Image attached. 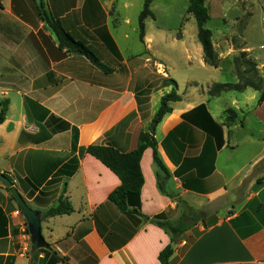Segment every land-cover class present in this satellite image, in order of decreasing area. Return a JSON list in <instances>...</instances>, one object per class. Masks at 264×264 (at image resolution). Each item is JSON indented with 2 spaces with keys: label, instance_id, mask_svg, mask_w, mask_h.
I'll return each mask as SVG.
<instances>
[{
  "label": "crops",
  "instance_id": "0c3cea01",
  "mask_svg": "<svg viewBox=\"0 0 264 264\" xmlns=\"http://www.w3.org/2000/svg\"><path fill=\"white\" fill-rule=\"evenodd\" d=\"M131 7L130 0H0V109L8 101L0 125V173L41 213L49 251L67 264H162L159 256L172 240L150 220L167 213L176 223L190 210L203 219L173 244L170 264H264V169L257 171L264 162L261 92L247 88L211 97L213 81L204 88L195 74L223 72L229 62L232 82L218 83L237 84L231 61L242 52L256 63L258 57L250 56L253 48L239 29L221 31L213 34L220 65L211 67L198 30L163 26L151 9L141 39L142 10L132 13ZM45 17L59 20L112 72L61 48ZM175 88L181 101L151 130L161 99ZM228 109L237 112L231 124ZM248 117L257 121L263 146L246 161L237 156L242 145L250 152L258 142L247 129ZM143 132L157 141L169 173L166 190L174 196L159 191V168L147 149L139 208L147 219L122 213L109 201L121 181L85 153L90 145L130 153ZM62 196L74 211L49 217ZM18 212L0 183V264L39 263L45 254L35 257Z\"/></svg>",
  "mask_w": 264,
  "mask_h": 264
},
{
  "label": "trees",
  "instance_id": "16d2710c",
  "mask_svg": "<svg viewBox=\"0 0 264 264\" xmlns=\"http://www.w3.org/2000/svg\"><path fill=\"white\" fill-rule=\"evenodd\" d=\"M188 1L190 3L188 7V14L193 15L197 22L198 39L203 48L205 63L211 67L218 68L220 65V58L213 45V33L211 30L205 28V25L210 20L205 0ZM153 2L154 0H145L144 8L139 16L141 39H144L145 36V21L149 17H153V13L151 11V5ZM44 19L57 35L61 48H66L72 53L86 57L93 65L105 73L112 72V69L103 64L94 52L84 43L75 40L64 29L59 20H53L48 17H45ZM234 65L239 82L237 84H213L209 91L210 96L216 97L228 91L242 92L247 88H252L261 92L259 104H262L264 102V78L259 73L257 63L249 58L246 52H242L240 56L234 58ZM171 83H173L174 87L177 86L175 81L171 80ZM179 101H181V96L177 94L176 88L171 93L163 96L159 110L153 119L151 130H155L164 117L173 111L171 105ZM7 111L8 101H3L0 109V125L5 121ZM225 113L227 115V123L231 124L236 121L237 112L235 110L228 109ZM218 128L221 129L219 126ZM149 148L153 150L154 161L159 168V191L163 195L174 198V196L169 194L166 190L169 173L160 159L157 149V141L150 132H143L140 135L137 149L130 153H123L115 147L104 145H90L85 149L86 154H89L99 160L120 179L121 185L110 194L109 201L112 202L122 213L137 214L146 218L139 210L141 191L145 183L141 170V160L144 152ZM7 177L10 179L9 176ZM6 189L10 191L8 188ZM12 199L15 200L13 196ZM19 211L22 214L20 208ZM73 211L74 209L69 199L62 196L58 200L57 204L48 210L47 215L49 217L69 215ZM201 219L203 218L199 212L190 210L189 212H184L181 219L176 223L168 219L167 213L159 214L150 220L152 224L158 226L169 234L172 240L171 245L164 249L159 256V260L162 264H170V259L174 252L173 244L176 243L182 235H184L196 224V222ZM50 247L51 246L47 244L45 248L38 249V251H45L46 256H50L51 254V258L49 260L50 264H67V259L58 256L56 252L49 251L51 250Z\"/></svg>",
  "mask_w": 264,
  "mask_h": 264
},
{
  "label": "rangeland",
  "instance_id": "374dc122",
  "mask_svg": "<svg viewBox=\"0 0 264 264\" xmlns=\"http://www.w3.org/2000/svg\"><path fill=\"white\" fill-rule=\"evenodd\" d=\"M245 2H239V0H205L206 7L209 11L210 20L205 25L206 29H209L216 37L218 32H225L226 34L232 33L234 29H239L240 33L244 35L245 41L249 48H253V52L250 54L251 57H258V67L259 73L264 78V0L260 2H254V0H241ZM133 4V7L129 8L128 11L134 13L136 11H141L144 8L145 0H130ZM188 0H154V3L151 6L156 13L160 15V22L163 26L166 27H177L180 29L182 25H187L189 30L197 31L198 26L193 15L188 14L189 7ZM247 12L251 13L250 16H247ZM169 16L171 20H169ZM189 18V20H187ZM241 21V22H239ZM241 23V24H240ZM249 55V54H248ZM240 56V54L238 55ZM231 64L234 66V59L231 61ZM263 65V66H262ZM224 71H214L210 69L208 72L203 70L195 69V74L200 75L203 79V87L206 88V85L213 81L218 83L220 81H227L231 83V73L229 62L223 66ZM233 78V77H232ZM264 91V88H263ZM250 93L254 91L250 90ZM225 94H238L237 91H228ZM260 94H258L259 97ZM259 99V98H258ZM247 129L250 132L254 133L258 138V142L254 144L251 148V153L248 152L246 145H242L241 150L237 153V156H241L246 159L251 158L260 153L262 150V135L260 133V127L257 125V121L253 117L247 118ZM250 150V149H249ZM240 163L239 157H236V160ZM264 169V162L261 163L257 171ZM212 213V212H210ZM201 214V213H200ZM203 213L201 214V216ZM45 254L44 257L39 259V263L35 262L34 264H50V256H46L45 251L35 252V257L39 258V255Z\"/></svg>",
  "mask_w": 264,
  "mask_h": 264
},
{
  "label": "water",
  "instance_id": "95a60500",
  "mask_svg": "<svg viewBox=\"0 0 264 264\" xmlns=\"http://www.w3.org/2000/svg\"><path fill=\"white\" fill-rule=\"evenodd\" d=\"M0 183L10 190L27 222L33 252L45 248L47 243L42 233L43 219L41 213L28 205L19 191L14 187L13 182L5 174L0 173Z\"/></svg>",
  "mask_w": 264,
  "mask_h": 264
},
{
  "label": "built area",
  "instance_id": "2783aa9c",
  "mask_svg": "<svg viewBox=\"0 0 264 264\" xmlns=\"http://www.w3.org/2000/svg\"><path fill=\"white\" fill-rule=\"evenodd\" d=\"M18 213H20V211Z\"/></svg>",
  "mask_w": 264,
  "mask_h": 264
}]
</instances>
